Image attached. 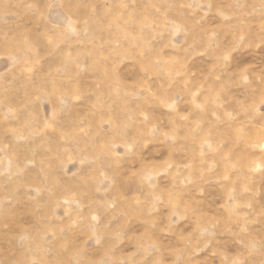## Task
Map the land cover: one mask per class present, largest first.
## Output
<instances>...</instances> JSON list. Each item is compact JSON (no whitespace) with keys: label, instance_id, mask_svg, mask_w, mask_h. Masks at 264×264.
Masks as SVG:
<instances>
[{"label":"rangeland","instance_id":"rangeland-1","mask_svg":"<svg viewBox=\"0 0 264 264\" xmlns=\"http://www.w3.org/2000/svg\"><path fill=\"white\" fill-rule=\"evenodd\" d=\"M0 264H264V0H0Z\"/></svg>","mask_w":264,"mask_h":264}]
</instances>
